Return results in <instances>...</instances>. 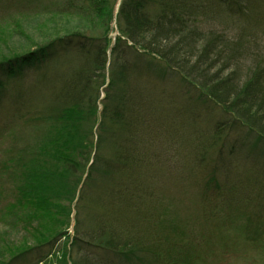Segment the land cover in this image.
Returning a JSON list of instances; mask_svg holds the SVG:
<instances>
[{"label":"trees","instance_id":"trees-1","mask_svg":"<svg viewBox=\"0 0 264 264\" xmlns=\"http://www.w3.org/2000/svg\"><path fill=\"white\" fill-rule=\"evenodd\" d=\"M115 1L66 0L53 23L92 20L96 31H72L0 61V125L17 117L47 129L42 171L30 168L25 188L17 187L20 211L9 213L26 233L27 223L53 214L66 215L61 226L73 230L69 237L57 229L0 264H208L228 256L229 247L215 251L219 210L225 220L244 219V235L264 236V176L229 162L251 143L264 151V47L251 45L254 35L264 41V0H120L114 10ZM208 22L233 35L203 29ZM128 49L151 56L152 72L164 78L169 70L224 120L177 105L141 77ZM23 68L40 69L31 87ZM15 82L22 86L14 94ZM237 128L252 141H232ZM13 153L6 170L15 168ZM15 241L0 238V254Z\"/></svg>","mask_w":264,"mask_h":264},{"label":"rangeland","instance_id":"rangeland-1","mask_svg":"<svg viewBox=\"0 0 264 264\" xmlns=\"http://www.w3.org/2000/svg\"><path fill=\"white\" fill-rule=\"evenodd\" d=\"M65 1L66 0H0V61L72 31H88V36H90V31H96L94 26L96 23L93 24L94 22H91L92 20L83 24L79 18L68 17L69 21L67 22L65 20L66 16H64L59 19L58 23H53V12L59 11L61 7L65 5ZM119 2L120 0L115 1L114 10H117ZM253 2L256 5L260 4L259 0H253ZM36 6L39 7L37 11L33 10ZM225 26L226 25L208 22L203 24V29H214L219 32L233 35V33H230L232 27L226 26L229 28L227 30L224 28ZM110 30L109 37L113 40L117 34L114 21L110 23ZM254 37L258 38L257 41L259 43L253 42L251 45H255L257 48L264 47V41L262 42L259 40L261 37L259 38L255 35ZM126 57L129 61L135 62L138 66L143 67V76L141 77L155 84L161 91H166L169 95L171 94L173 99L178 101H176L177 105L186 106L194 103L198 106L196 110L200 112L206 120H224V115L217 111V109H213L209 104L198 103L199 101L195 99L196 95L188 92L189 90L182 85L183 82L179 78L176 80L169 78L172 74L169 70L166 71L165 76L167 77L164 78H159L158 75L152 72L155 61L152 60L151 56L144 55L140 50L128 49V51H126ZM33 69L34 68H27V70L24 68L22 69L21 77L25 86L31 87L35 83L36 75H38L40 69ZM48 83L49 81L42 83L38 87L39 91L41 92L43 86ZM13 85V87L10 86L13 90V92H11L15 94L18 89L17 87L22 86V82H20L19 86L17 82ZM4 87H6L5 84ZM117 87L120 86L113 87L109 92L115 91L117 94L119 91ZM15 88L17 89L14 90ZM103 96L104 93L101 91V97ZM46 130L45 127H40L37 130L36 128L25 127L17 117H14L13 121L9 119V122L0 125V219L2 218L0 220V238H3L6 242L16 240L4 253L0 254L1 257L8 256L10 253L13 254L23 248L31 247L35 245L42 236L44 238L57 229L65 230L69 237L72 235L73 230L70 226H68V228L67 226H61V222L65 221L66 215L60 216L53 214L51 218L50 216H37L35 220L27 223L28 233H26V231L23 230L25 222H19L16 216L14 217L13 214L11 215L9 213V208L11 206L14 207L12 209L13 211H20L17 205V201L19 200L17 187L21 185L25 188V185L29 182L32 175L30 168L38 167V171H42V167L39 168L40 164L38 160L42 157L38 154V150L41 144L43 145L46 140V136H44V131ZM230 135L232 141H252V137L247 135L246 132L240 128L235 129ZM251 144L247 147V151L235 154L232 159L230 157L229 162L231 164L235 163L241 166V168H251L264 176V151L251 148ZM23 148L27 149L29 153L20 154V150ZM12 149L15 151L12 160L15 168H13V170H6L4 165L10 155L7 153ZM51 164L52 161L50 160L46 168H43V171L49 169ZM46 177L47 181L51 179L49 176ZM49 206L52 211V205L49 204ZM217 213L220 214L223 224H220L221 226L219 228L217 227L213 230L216 237L214 240L216 245L215 251L217 254H220L223 251L221 249L222 246L229 247V251L225 253L228 255L227 257L214 258L208 264H264V236L254 231L250 233V235H244L238 225L245 221L244 219L240 221L233 220L235 215H232L230 219L225 220V210H219ZM249 236L253 238L254 245L249 243ZM66 244L67 243H65V245ZM61 254V252L54 254L53 258L62 257ZM43 264H45V262Z\"/></svg>","mask_w":264,"mask_h":264}]
</instances>
